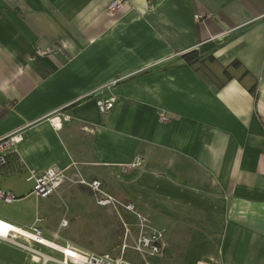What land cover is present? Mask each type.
<instances>
[{"label": "crops", "instance_id": "obj_1", "mask_svg": "<svg viewBox=\"0 0 264 264\" xmlns=\"http://www.w3.org/2000/svg\"><path fill=\"white\" fill-rule=\"evenodd\" d=\"M110 1L0 0V137L15 151L0 188L21 202L29 174L56 167L163 231L156 264H264V0H127L109 14ZM51 197L0 219L27 231L40 218L64 245L38 216ZM14 242L27 248L0 241V264H61Z\"/></svg>", "mask_w": 264, "mask_h": 264}, {"label": "built area", "instance_id": "obj_2", "mask_svg": "<svg viewBox=\"0 0 264 264\" xmlns=\"http://www.w3.org/2000/svg\"><path fill=\"white\" fill-rule=\"evenodd\" d=\"M125 5H127V0H111L107 6V12L109 14L119 13ZM115 102L116 97L110 96L107 99L98 101L97 109L101 114H106L113 108ZM62 118L64 120L66 119L65 116H62ZM157 120L160 123H164L168 120V118L165 115L159 114ZM14 152V139L11 138L10 135L0 137V170L7 165L9 156L12 155ZM141 166L142 160L140 158H136L132 163L122 166L121 170L127 172L132 169L139 168ZM67 179L68 177L66 175V170H62L56 167H50L44 171L31 172L26 180L27 182L31 183L30 195L38 199H47L48 197H51L58 193V191ZM79 183L87 186L94 193V195L99 196V198L97 199V203L100 206L111 205L117 211L115 205H120L128 213L131 214L132 218L134 219V223L131 224L132 230L121 219L126 231L125 238H127V236L132 238V245L128 246L124 243L122 246V252H124L127 247H130V249L139 257L140 261L138 263H133L124 261L122 257L113 258L106 254L101 255L92 252H85L66 243L63 246L67 250L60 252L57 251L62 256V259L60 261L61 264H150L149 261H151L152 259L162 257L165 249L164 232L153 228L150 225L149 219L144 215L136 212L135 207L132 203H117L111 196L106 195L103 192L101 188V183L99 181H79ZM19 199L20 198L16 197L12 192L5 191L0 188V202L4 204H12ZM40 222H42V219L37 218L34 224L30 227V229L27 230L29 233L32 234V237H27L26 235H21L19 233H14L13 231L6 230L5 233H3V231H0V241L14 243L21 247L27 248V246H22L14 242L16 237H21L27 243L33 242L42 245L41 239L43 238V235L42 230L39 227ZM3 223L9 224L8 222L0 219V224L5 225ZM66 226L67 221L62 220L60 222V228H65ZM0 228H2L1 225ZM53 237L54 239H58L59 235L55 233Z\"/></svg>", "mask_w": 264, "mask_h": 264}, {"label": "rangeland", "instance_id": "obj_3", "mask_svg": "<svg viewBox=\"0 0 264 264\" xmlns=\"http://www.w3.org/2000/svg\"><path fill=\"white\" fill-rule=\"evenodd\" d=\"M79 185L81 184L67 179L58 193L49 200L41 201L44 202L42 207H45V212L39 213L38 216L46 219L48 230L56 231L68 244L69 240L73 239L86 250L96 254L122 257L124 261L138 263L140 259L130 247L122 252L124 243L132 245V238H125L126 231L121 219L132 230L134 219L131 214L120 205H115L119 214L111 205L102 208L97 203L99 196L82 191ZM36 205L38 204L35 203L34 197L30 196L13 205L0 202V211L18 219H25L29 209ZM63 219L68 220L69 226L59 233L57 224ZM156 259L149 261L150 264H156Z\"/></svg>", "mask_w": 264, "mask_h": 264}, {"label": "bare ground", "instance_id": "obj_4", "mask_svg": "<svg viewBox=\"0 0 264 264\" xmlns=\"http://www.w3.org/2000/svg\"><path fill=\"white\" fill-rule=\"evenodd\" d=\"M3 224H5V225H2V224H0L1 226H2V228H0V231H3V233H5V231L6 230H9V231H13L14 233H19V234H21V235H26L27 237H32L31 235V233H29L28 231H26V230H23V229H20V228H18V227H14L13 225H11V224H7V223H3ZM2 229V230H1ZM42 241H41V244L43 245V246H45V247H49V248H51V249H54V250H56V251H65V250H67V249H65V247L63 246V245H60V244H57V243H54L53 241L51 242V241H47V240H45L44 238H42L41 239ZM62 257V256H61ZM61 261V260H60Z\"/></svg>", "mask_w": 264, "mask_h": 264}, {"label": "trees", "instance_id": "obj_5", "mask_svg": "<svg viewBox=\"0 0 264 264\" xmlns=\"http://www.w3.org/2000/svg\"><path fill=\"white\" fill-rule=\"evenodd\" d=\"M195 53H190V54H187V55H184L183 56V59L187 62V63H191L194 58H195Z\"/></svg>", "mask_w": 264, "mask_h": 264}]
</instances>
